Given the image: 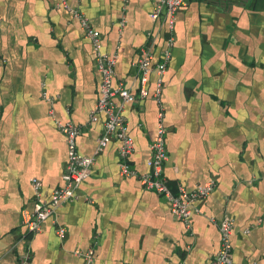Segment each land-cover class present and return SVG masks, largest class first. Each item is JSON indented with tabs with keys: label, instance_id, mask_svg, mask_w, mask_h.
Returning <instances> with one entry per match:
<instances>
[{
	"label": "crops",
	"instance_id": "obj_1",
	"mask_svg": "<svg viewBox=\"0 0 264 264\" xmlns=\"http://www.w3.org/2000/svg\"><path fill=\"white\" fill-rule=\"evenodd\" d=\"M158 0H0V264H210L221 246L219 222L234 220L233 264H264V0H191L176 14L172 57L163 77L169 158L175 193L213 180L192 206L191 229L168 199L120 172V140L98 154L106 114L92 120L101 74L91 40L64 4L87 14L103 50L117 54L116 81L139 91L136 63L155 35L154 62L168 26L152 16ZM149 95L128 103L135 149L129 160L149 171L159 106ZM44 92L54 98L50 102ZM82 127L78 150L96 155L78 197L57 207L30 234L23 214L64 184L68 160L57 121Z\"/></svg>",
	"mask_w": 264,
	"mask_h": 264
},
{
	"label": "built area",
	"instance_id": "obj_2",
	"mask_svg": "<svg viewBox=\"0 0 264 264\" xmlns=\"http://www.w3.org/2000/svg\"><path fill=\"white\" fill-rule=\"evenodd\" d=\"M191 0H158L155 4L152 16L155 20L166 23L169 30L167 37V47L161 52V59L154 62V41L155 35L152 31L148 33L150 43L141 50L140 57L136 63L139 76V91L133 92L124 81H116L117 54H110L103 50L101 34L90 22L89 17L79 9L72 8L67 2L64 6L71 11L72 15L81 23L86 36L91 40L95 54L97 68L101 74L100 93L98 101L91 112L92 120L98 114H106L104 133L99 139L96 154L100 153L108 143L116 138L120 140L119 158L120 172L124 176H137L144 188L154 190L165 196L171 206L172 212L191 229V213L193 204L202 198L207 197L215 187V181L210 180L199 185L194 190H188L180 186L179 192L175 193L169 179L164 173V166L169 158L167 147V126L165 123V107L163 105V77L167 71L168 63L172 57V47L174 45V29L177 12L189 5ZM3 16L0 11V27ZM152 72H156L158 79L153 93L158 103V125L157 131L151 143V156L147 160L149 171L139 173L130 163V156L135 149V140L129 131V125L124 113L128 103L144 99L149 95V77ZM44 97L50 102L54 98L44 92ZM61 131L65 134L68 160L63 174L64 184L53 190L51 199L44 200L41 197L42 182L35 178L33 180L36 200L32 209H27L23 214V222L27 226L30 234L40 231L42 223L48 218H53L57 222V207L66 201L74 200L78 197V189L82 182L90 177L96 155H86L77 148V138L82 132V127L71 121H57ZM221 232V246L216 256L210 264H233L232 258V235L234 231V220L224 218L219 222ZM57 233L64 238L67 233L65 226L57 222ZM85 257L86 264H92L94 259V249L82 252L76 251Z\"/></svg>",
	"mask_w": 264,
	"mask_h": 264
}]
</instances>
